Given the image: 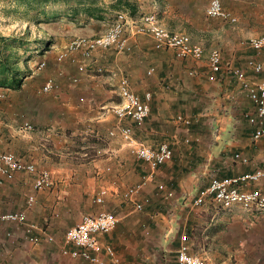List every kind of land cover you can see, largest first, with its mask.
Segmentation results:
<instances>
[{"label":"crops","instance_id":"obj_1","mask_svg":"<svg viewBox=\"0 0 264 264\" xmlns=\"http://www.w3.org/2000/svg\"><path fill=\"white\" fill-rule=\"evenodd\" d=\"M152 1L156 13H160V0ZM231 1L245 9L258 5L246 0ZM244 42L234 46L233 56L243 60L237 64L251 79L263 80L264 51L256 52ZM133 44L135 55L119 57L121 68L116 66L125 71L122 76H129L132 90L142 100L146 93L152 94L150 116L144 128L135 131V138L153 148L169 144L172 160L157 169L153 179L128 201L123 196L125 191L142 182L150 169L132 156L120 139L124 152L99 159L98 154L84 153V157H89L85 160L73 148L70 123H57L58 128H53L64 133L39 131L34 142L23 140L15 154L34 162L39 170L50 171L54 186L35 193L36 201L29 209L26 202L33 193V179L29 181L25 175L17 174L14 181L0 188L3 212H28L25 226L0 223V264H178L183 235L189 238L191 254L203 258L206 264H264V245H253L255 238L261 237L264 242V234L252 233L256 216L219 211L209 200L202 206L193 204L214 178L226 179L264 169V140H253L254 128L246 117L255 114L253 104L234 81L230 79L233 85L228 82L223 72L213 74L208 65L206 73L196 72L188 64L193 61L179 60L172 51H156L151 39L147 44L139 38ZM151 50L155 54L152 59L148 57ZM252 58L262 64L261 74L247 69V61ZM145 65H152V75H148L151 68L145 74ZM27 67L31 69L29 63ZM65 106L74 111L76 104L69 98ZM180 115L189 118L191 125L178 123L176 118ZM125 123L131 125L130 120ZM237 153L247 157L249 163L236 160ZM110 166L113 172L107 174ZM160 184L174 197L164 198L157 189ZM103 186L109 188V195L103 205H98L94 199ZM257 186L264 193V178L249 189ZM137 204L141 210L136 209ZM100 212H111L118 219L111 232L98 235L103 245L114 249L115 259L103 253L100 263H91L64 255L66 231L85 215ZM32 225L36 229L29 230ZM39 236L44 242H37Z\"/></svg>","mask_w":264,"mask_h":264},{"label":"rangeland","instance_id":"obj_2","mask_svg":"<svg viewBox=\"0 0 264 264\" xmlns=\"http://www.w3.org/2000/svg\"><path fill=\"white\" fill-rule=\"evenodd\" d=\"M15 1L0 0V34L6 37H17L23 41L21 45H17L20 56L23 55L24 49L32 53L27 65L23 62L27 58L25 56L21 57L22 60L19 63V68L27 71V78L24 80L22 89L13 90V93L12 90L5 89L4 98L0 100V153L9 151L15 153L14 150H19L20 142L29 139L34 142L39 131L47 132L53 130L54 127L58 128L57 123H70L73 148L82 156L81 159L89 158L84 157V153L88 156L98 154L96 158L99 159L109 155L114 157L115 154L118 155L117 152H124L120 140L109 137V131L119 123L113 108L121 103L117 93L118 78L122 72L125 73L119 70L121 62H112L109 50H99L93 59L86 63L89 64V70H93L96 66H103L106 71L102 74L90 71L80 75L79 83L74 85L71 83V78L77 74V64L71 60L58 62L56 59L58 51L65 50L74 39L95 37L106 32L116 20L117 12L106 11L105 19L102 21L92 20L87 24L74 23L61 15L64 10L61 5L52 4L48 5L45 11L50 17L55 14L58 17L46 20L40 12L27 11L25 7L15 4ZM131 1L137 3V12L130 16L135 23H138L141 16L156 14L164 27L172 32L186 33L194 44L202 45L206 53L212 49H218L223 56L224 64L233 63L241 67L237 63L238 61L243 63V60H237L233 56L234 46L241 40L246 41L250 36L264 34V3L258 2L260 0H246L258 3L254 9L234 5L231 0L224 1L225 7L239 19L235 26L219 19L208 18L206 16L207 0H160V13H156L152 0ZM167 4H170L171 8H167ZM165 8L166 11H164ZM134 26L130 22L126 32L131 51L120 57L135 55L133 42L139 38L147 44L150 43L148 36L135 34ZM234 37L238 41L234 42ZM45 43L49 45L48 50L44 49ZM154 56L151 50L148 57L152 59ZM263 56L264 54L261 58H264ZM76 59L81 60V57L77 56ZM40 61H46V67L36 72V63ZM28 63L31 69L27 67ZM197 63L188 62L191 69L196 72L206 73L208 71L206 59ZM151 67L152 65H145V74ZM223 74L233 85L230 76ZM247 76L249 77V74ZM253 77L256 78V76ZM49 78L56 82L58 90L51 94H43L41 88ZM234 83L237 85L235 81ZM69 98L76 104L74 111L65 106ZM26 122L33 126V131L22 130ZM53 131L64 133V130L55 129ZM112 172L113 168L110 166L107 174ZM25 176L29 181L33 179L32 176ZM257 187L260 189L259 186ZM216 207L219 211L234 213L238 216L240 214L256 216L258 221L251 227L252 233L264 234V215L245 211L239 206L230 210H223L217 205ZM29 230L33 229L29 227ZM260 238H255L253 245H264ZM37 242H44V238L39 236ZM262 247L261 252L264 255V246Z\"/></svg>","mask_w":264,"mask_h":264},{"label":"built area","instance_id":"obj_3","mask_svg":"<svg viewBox=\"0 0 264 264\" xmlns=\"http://www.w3.org/2000/svg\"><path fill=\"white\" fill-rule=\"evenodd\" d=\"M206 16L210 19L222 20L233 26L239 22L238 17L225 7L224 0H209ZM130 22L135 25V34L148 36L152 40L156 51H172L177 59L184 61L200 62L206 59L213 74L223 72L229 75L255 109L254 115L246 116L249 124L254 128L253 140H264V79L252 81L247 76L245 69L233 63L224 64L223 56L218 49H212L206 53L204 47L194 44L186 33L172 32L164 27L156 14L141 16L138 23H135L127 12H117L116 20L103 34L95 37H78L71 41L65 50L58 51L56 57L58 62L71 60L77 64V74L71 78L72 84L77 85L80 81L79 76L90 71L98 74L106 71L103 66H96L93 70H89V64L86 63L92 60L99 50H109L111 59L114 61H117L122 54L131 51L129 39L126 36ZM244 44L256 52H262L264 51V34L251 37ZM77 56H80L81 60L76 59ZM45 67L46 61H40L36 63L35 71L40 72ZM247 69L252 70L255 74L263 72L262 64L255 58L247 61ZM153 73L154 69L151 68L148 75ZM57 90L58 85L52 78H49L44 82L41 93L51 94ZM3 91L5 89L0 90V100L4 98ZM117 93L121 103L113 108V112L119 123L109 131V137L120 139L131 155L147 164L150 169L149 175L142 182L125 191L124 199L132 201L146 183L153 179L155 171L172 160L173 151L167 143L153 148L135 138V131L142 130L150 116L152 94L146 93L142 100L132 90L130 80L124 75L118 78ZM126 120H130L131 125L126 124ZM176 121L187 127L191 125V120L181 115L177 116ZM33 129V126L28 122L22 126V130L26 132H31ZM234 158L243 164L249 163V159L240 153L235 154ZM17 174L33 177V193L27 198V209L35 203V193L49 190L54 186L50 171L39 170L34 162L25 161L14 152L0 153V188L14 181ZM263 178L264 169L226 179L214 178L193 204L198 207L209 200L223 210L239 206L245 211L264 215V193L258 188L249 189L252 184L260 182ZM157 189L164 198L174 197V193L167 190L162 184L158 185ZM108 195L109 188L103 186L99 188L94 202L103 205ZM136 209L141 210L142 206L137 204ZM117 222V217L111 212L85 215L79 223L66 231L62 253L73 259H82L91 263H100V255L103 253L115 259L114 249L111 246L103 245L98 239V235L111 232ZM0 223L25 226L28 223V212L26 209L16 212H3L0 209ZM31 229H36V226L32 225ZM48 240L53 241V238L48 237ZM190 250L189 238L187 235H183L177 252L178 264H206L203 258L191 254Z\"/></svg>","mask_w":264,"mask_h":264},{"label":"trees","instance_id":"obj_4","mask_svg":"<svg viewBox=\"0 0 264 264\" xmlns=\"http://www.w3.org/2000/svg\"><path fill=\"white\" fill-rule=\"evenodd\" d=\"M16 0L15 4L23 6L30 12H40L46 20L57 18L49 16L45 11L48 5H61L64 10L61 15L74 23H89L92 20L102 21L105 19L106 11L120 12L125 11L130 16L135 15L137 7L129 0ZM22 40L17 37H6L0 34V88L20 91L27 78V71L19 68L21 57L25 56L24 64L31 59L32 51L23 50V55L17 51V45H21ZM44 45V44H43ZM24 47V46H22ZM45 50L49 49L48 43H45ZM27 69V68H26Z\"/></svg>","mask_w":264,"mask_h":264}]
</instances>
